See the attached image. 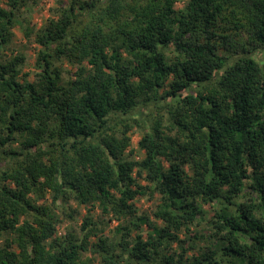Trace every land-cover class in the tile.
<instances>
[{
  "label": "trees",
  "instance_id": "trees-1",
  "mask_svg": "<svg viewBox=\"0 0 264 264\" xmlns=\"http://www.w3.org/2000/svg\"><path fill=\"white\" fill-rule=\"evenodd\" d=\"M37 2L0 0V264H264V0H68L24 27ZM18 25L39 47L33 82L6 53ZM132 126L141 161L125 156ZM148 193L160 225L129 243ZM70 201L132 220L114 241L89 215L58 237ZM202 205L212 246L176 255Z\"/></svg>",
  "mask_w": 264,
  "mask_h": 264
},
{
  "label": "rangeland",
  "instance_id": "rangeland-1",
  "mask_svg": "<svg viewBox=\"0 0 264 264\" xmlns=\"http://www.w3.org/2000/svg\"><path fill=\"white\" fill-rule=\"evenodd\" d=\"M3 3V0H1ZM68 0H38L36 5H33L29 8H25L22 11V17H24V27H28L29 29H39L41 28L48 19L52 18L53 12L57 8H62L64 5H67ZM187 3V0H176L175 9H182ZM24 27L22 28L20 25L13 29V39L12 46L9 51H7V55L12 53L16 55L21 53L25 55L26 62L22 68L19 77L21 79H26V81L33 82L34 81V73H35V61L37 58V52L39 51V47L34 43L33 38L31 40H27L24 37ZM167 55L169 58L175 57V54L171 48L168 49ZM253 59L258 61L259 63H264V54L258 53L253 54L251 56ZM66 70L72 71L70 66L64 65ZM66 76V75H65ZM24 77V78H23ZM67 78V77H66ZM164 111L162 108L161 113ZM264 118V116H263ZM130 135V147L125 153V156L129 159H134L135 161H141L143 159V153L138 149V142L141 139L142 132L140 129L132 126ZM19 147L18 144L12 146L13 149ZM130 151L132 155L130 156ZM6 162H2L0 164V171L4 170L3 165ZM138 183L141 185H146L144 178L138 180ZM250 198L255 200L254 195H252L251 191L248 189L245 191V199L241 201H245L246 199L249 201ZM49 200V194L46 193L43 197V200L38 201V204L45 203ZM255 202H259L255 200ZM136 208L137 217H145L147 218V222L141 223L136 218L135 226H129L130 220L129 218H119L116 219L111 214L108 216L102 215L100 208L96 205L93 209H91L90 213H87V208L78 206V204L74 201L68 202V206L78 211V215L76 212L72 214V218H67L65 215H59L60 224L57 226V236L64 237L67 231L74 232L76 235H80V226L82 224V220L85 216L89 215L92 217L93 221L97 224V233L100 234L98 238L101 236L102 238H107L110 241H114L117 239L115 234L116 227H130V234L128 238V242L131 243L134 238L140 235L143 241L147 240L146 233L151 230L150 225H160V222L156 220L154 217V212L157 209V206L160 203V196L158 194L151 195L148 193L146 196L137 197L131 202ZM202 213L200 216L196 218L193 224H190L187 229H182V232L179 234V243H175L172 246L173 251L176 255H180L183 252V247L185 249H189L188 255L191 256L195 254L198 250L206 251V249L212 246L214 230L212 228L211 219L213 218V209L209 205H202L201 207ZM102 232V233H101ZM97 236L90 239V243L97 242ZM193 249V250H191ZM84 259L88 264H101L99 258L97 256H93L89 253H85Z\"/></svg>",
  "mask_w": 264,
  "mask_h": 264
}]
</instances>
